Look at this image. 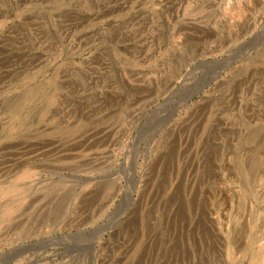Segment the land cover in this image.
<instances>
[{
    "label": "rangeland",
    "instance_id": "obj_1",
    "mask_svg": "<svg viewBox=\"0 0 264 264\" xmlns=\"http://www.w3.org/2000/svg\"><path fill=\"white\" fill-rule=\"evenodd\" d=\"M0 264H264V0H0Z\"/></svg>",
    "mask_w": 264,
    "mask_h": 264
},
{
    "label": "water",
    "instance_id": "obj_2",
    "mask_svg": "<svg viewBox=\"0 0 264 264\" xmlns=\"http://www.w3.org/2000/svg\"><path fill=\"white\" fill-rule=\"evenodd\" d=\"M192 69H193V68H192ZM180 89H181V87H177L173 93L179 92ZM197 95H198V94L196 93L195 95H193L192 97H190L186 102L183 103V105H184V104L186 105L189 101H191V100H192L193 98H195ZM104 227H105V226H103V225H99V226H97V227H94V228L91 229V230L94 231V232H95V231H100V230H101L102 228H104ZM91 230H90V231H91ZM89 258H90V260L93 259V253H92V252L90 253Z\"/></svg>",
    "mask_w": 264,
    "mask_h": 264
},
{
    "label": "bare ground",
    "instance_id": "obj_3",
    "mask_svg": "<svg viewBox=\"0 0 264 264\" xmlns=\"http://www.w3.org/2000/svg\"><path fill=\"white\" fill-rule=\"evenodd\" d=\"M213 79V78H212ZM189 89V88H188ZM191 90V89H190ZM193 94V93H192ZM191 95V94H190ZM189 95H187V97H188ZM189 99V98H188ZM172 102V101H171ZM18 252V251H17ZM19 253V252H18Z\"/></svg>",
    "mask_w": 264,
    "mask_h": 264
}]
</instances>
